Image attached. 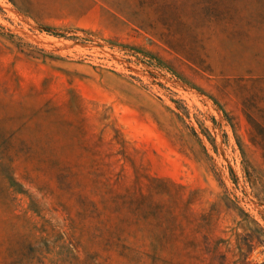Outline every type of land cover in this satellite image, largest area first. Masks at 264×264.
Masks as SVG:
<instances>
[{
    "label": "rangeland",
    "instance_id": "374dc122",
    "mask_svg": "<svg viewBox=\"0 0 264 264\" xmlns=\"http://www.w3.org/2000/svg\"><path fill=\"white\" fill-rule=\"evenodd\" d=\"M257 195L264 0H0V264H264Z\"/></svg>",
    "mask_w": 264,
    "mask_h": 264
},
{
    "label": "trees",
    "instance_id": "16d2710c",
    "mask_svg": "<svg viewBox=\"0 0 264 264\" xmlns=\"http://www.w3.org/2000/svg\"><path fill=\"white\" fill-rule=\"evenodd\" d=\"M251 184L254 186V187H256V185H258V182H256V180H253V181H251ZM257 197H259V199H261L262 201H264V196H259V195H257ZM261 197V198H260Z\"/></svg>",
    "mask_w": 264,
    "mask_h": 264
}]
</instances>
